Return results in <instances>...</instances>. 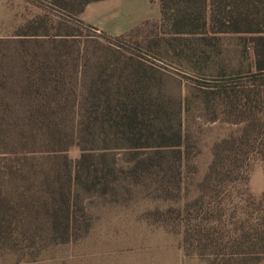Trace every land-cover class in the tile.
<instances>
[{
    "label": "rangeland",
    "instance_id": "1",
    "mask_svg": "<svg viewBox=\"0 0 264 264\" xmlns=\"http://www.w3.org/2000/svg\"><path fill=\"white\" fill-rule=\"evenodd\" d=\"M153 22L141 24L129 37L116 40L85 24L79 16L70 19L49 1L0 0V40L10 41L0 46V50L15 52L12 64L15 71L37 72L36 60L60 54L64 56L61 83L66 88H85L95 83L114 89L145 91L147 101L162 105L159 123L165 133L176 132L179 126L185 131L189 144L188 165L193 169L183 186L187 197H179L177 180L169 179L178 166L171 151L162 149L163 153L157 156L152 148H113L106 151L104 158L99 157L101 150L92 152L89 170H97L96 187L87 191L86 187L93 181L86 171L81 173L79 186L72 182L75 219L72 238L66 243L53 244L45 221L47 202H54L52 198L58 200L60 188L67 187L65 165L62 158L47 162L43 155L35 156L30 162H19L15 165L17 172L13 179L5 178L1 187L0 264H264V256L248 261L239 257H214L211 249L202 257L190 252L186 256L183 230L178 223L179 212L190 204L195 196V185L211 162L214 143L237 134L240 129L221 121L208 122L199 102L201 91H211L218 83L234 85L235 81L246 80L254 71L253 54L243 47V40L234 35L209 32L202 44L197 36L174 38L169 35L168 27ZM45 33H70L76 37L60 43L58 38L52 41L40 36L33 40V37L22 36ZM213 36L220 39L215 40ZM113 72L115 74L110 75ZM120 77L128 81H118ZM182 101L183 118L179 122ZM60 115L63 120L70 119L67 113ZM148 142L152 146L161 144L154 136H150ZM65 154L73 167L82 151L72 146ZM154 157L161 161L165 171L162 175L170 180L168 184L165 180L161 188L160 177L143 178L136 183L131 174L137 162ZM263 170L261 162L249 163L248 186L256 200L264 189ZM111 171L115 177L109 175ZM236 205L251 216L253 209H259L257 204L239 203V199L233 200L227 208ZM190 208L193 215L198 212ZM204 212L208 210L201 213L203 219ZM251 218L250 223H253L255 215ZM86 220L89 228L83 234ZM238 220L227 218L224 225L218 227L217 236H227L228 231H234ZM87 246L95 247L89 251L97 255L77 257L88 253ZM219 248L223 249L220 253L228 254L233 246Z\"/></svg>",
    "mask_w": 264,
    "mask_h": 264
},
{
    "label": "trees",
    "instance_id": "2",
    "mask_svg": "<svg viewBox=\"0 0 264 264\" xmlns=\"http://www.w3.org/2000/svg\"><path fill=\"white\" fill-rule=\"evenodd\" d=\"M45 1L71 19L78 17L89 3L101 0ZM159 2L160 20L157 24L168 27L169 35L174 38L197 36L204 44L209 32L234 35L242 39L243 47L253 54L254 71L246 80L235 81L234 85L218 83L211 91H201L199 102L208 122L221 121L240 129L237 134L214 143L211 162L197 181L190 204L179 212L178 223L183 230L186 256L190 252L202 257L211 249L214 257H239L245 261L253 257L259 260L264 256V189L256 200L249 191L248 181L251 161H259L264 166V0ZM147 23L149 21L143 24ZM134 30L116 37V40L129 37ZM22 36L33 37V40L40 36L52 41L58 38L60 43L76 37L70 33ZM213 39L219 40L220 36H213ZM4 43H10L9 39L0 40L1 47ZM14 53L13 50H0V197L4 179H13L14 172H17L15 165L19 162H30L37 155L45 156L47 162L62 158L67 187L60 188L58 200L52 198L54 202H47L45 220L53 244L66 243L72 238L75 225L72 182L79 186L81 173L86 171L87 177L93 181L86 187L87 191L96 187L97 170H89V157L96 150H101L99 157L102 158L113 148H152L157 156L163 153L162 149L171 151L178 166L169 179L177 180L178 196L187 197L188 192H184L183 186L192 169L188 165L187 135L180 126L176 132L165 133L159 123L162 110L159 102L147 101L145 91L126 87L114 89L113 86L92 83L85 88H66L61 83L64 80L61 68L64 56L60 54L36 60L37 72L30 73L28 69L17 72L12 66ZM79 64L77 59V66ZM110 79L105 80L106 85ZM118 81L127 82L128 78L120 77ZM182 110L183 101L179 107V122L183 118ZM61 113L69 114L70 119L63 120ZM150 136L161 144L152 146L148 142ZM72 146H78L82 151L73 167L65 154ZM164 172L161 161L155 157L139 161L131 169L136 183L143 178L160 177V188L166 180L162 175ZM109 175L115 177L113 171ZM235 199H239V203L259 206V209H253V223H250L252 216L238 205L227 208ZM190 207L198 212L193 215ZM205 210L208 212H204L203 219L200 215ZM230 217L238 218V225L234 231H228L227 236L218 237V227ZM88 228L86 220L83 234ZM220 246L233 248L224 254L220 253L223 252L222 248L218 249Z\"/></svg>",
    "mask_w": 264,
    "mask_h": 264
},
{
    "label": "crops",
    "instance_id": "3",
    "mask_svg": "<svg viewBox=\"0 0 264 264\" xmlns=\"http://www.w3.org/2000/svg\"><path fill=\"white\" fill-rule=\"evenodd\" d=\"M79 18L100 32L118 37L145 22L159 21L160 2L159 0H101L86 5ZM86 249L88 253H82L77 257L84 259L86 256L94 258L97 255L89 251L95 250V247L87 246Z\"/></svg>",
    "mask_w": 264,
    "mask_h": 264
}]
</instances>
